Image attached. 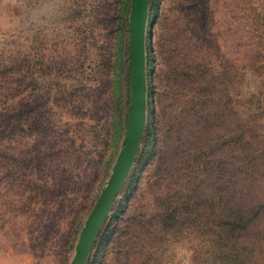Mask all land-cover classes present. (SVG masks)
<instances>
[{
    "label": "rangeland",
    "instance_id": "rangeland-1",
    "mask_svg": "<svg viewBox=\"0 0 264 264\" xmlns=\"http://www.w3.org/2000/svg\"><path fill=\"white\" fill-rule=\"evenodd\" d=\"M190 5L150 0L147 126L87 264H255L189 197L204 171H181V155L173 170L172 143L157 148L193 97L173 77L188 64L224 74L243 119L264 126V0H209L208 43L193 37ZM130 11L131 0H0V113L22 110L0 137V264L73 260L127 134Z\"/></svg>",
    "mask_w": 264,
    "mask_h": 264
},
{
    "label": "trees",
    "instance_id": "trees-1",
    "mask_svg": "<svg viewBox=\"0 0 264 264\" xmlns=\"http://www.w3.org/2000/svg\"><path fill=\"white\" fill-rule=\"evenodd\" d=\"M188 1L193 37L208 43L211 40L209 20H212L209 0ZM188 66L190 64L187 68L180 67L182 71H177L173 77L186 91L188 85L193 86L194 89H189L193 97L178 108V113L171 115L174 121L169 124L168 135L161 139L163 146L157 151L172 143L170 153H166L168 149L163 151L169 156V159L163 157L167 166L174 170L181 155L184 163L181 171L193 165L204 171L201 178L193 177L195 189L201 193L189 197L196 201L204 199L199 202L204 213H212L213 221H223L220 236L238 239L254 253L255 264L257 261L264 264V126L251 115L243 119L235 108L238 101L225 88L224 74L216 75L205 67L197 68L193 74V68ZM236 74L231 78L230 87L235 83ZM128 77H131L130 67ZM21 112L19 105L14 112L10 109L0 113L1 138L13 127L20 126ZM164 117L159 114L155 118L157 132ZM210 197L216 200L213 212L208 211ZM191 201L187 202L193 204Z\"/></svg>",
    "mask_w": 264,
    "mask_h": 264
},
{
    "label": "water",
    "instance_id": "water-1",
    "mask_svg": "<svg viewBox=\"0 0 264 264\" xmlns=\"http://www.w3.org/2000/svg\"><path fill=\"white\" fill-rule=\"evenodd\" d=\"M150 0H131L130 74L131 113L117 163L80 234L70 264H87L96 240L122 191L139 153L148 121L147 28Z\"/></svg>",
    "mask_w": 264,
    "mask_h": 264
}]
</instances>
